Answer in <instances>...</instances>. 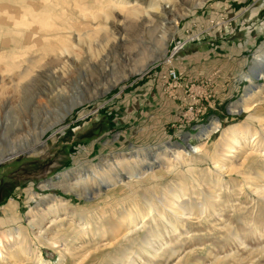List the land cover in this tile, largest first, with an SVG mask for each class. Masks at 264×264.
<instances>
[{
  "label": "rangeland",
  "instance_id": "374dc122",
  "mask_svg": "<svg viewBox=\"0 0 264 264\" xmlns=\"http://www.w3.org/2000/svg\"><path fill=\"white\" fill-rule=\"evenodd\" d=\"M174 1L175 14L188 12L177 21L163 58L154 52L159 35L127 33L126 47L109 49L107 70L68 66L69 73L57 80L46 59L25 86L15 89L16 74L26 65L22 55L39 53L35 36L60 21L65 3L0 0V145L12 142L13 135L35 134L73 103L41 146L0 164L5 186L0 236L20 227L43 264H264V72L251 85L244 81L264 51V0H202L198 7L192 6L197 0ZM139 38L142 43L135 44ZM206 50L207 59L201 55ZM196 51L199 59H190ZM147 63L141 73L104 92L117 75ZM170 70L180 74L178 83L168 79ZM244 97L249 111L232 113L231 106ZM215 123L218 131L203 136ZM243 128L249 136L232 157H224L227 137ZM177 144L190 146L182 148L186 152L179 159L163 157L162 166L137 185L125 180L100 186L91 201L80 193L98 181L70 190L76 179H67L70 191L39 188L56 182L75 161L90 171L112 154H153ZM43 196L59 200L52 203L57 216L48 211L31 219L35 198ZM174 200L177 213L169 210ZM126 210L135 226L118 223ZM34 232L43 245L34 241ZM25 261L17 257L0 264H39L34 258Z\"/></svg>",
  "mask_w": 264,
  "mask_h": 264
},
{
  "label": "bare ground",
  "instance_id": "6f19581e",
  "mask_svg": "<svg viewBox=\"0 0 264 264\" xmlns=\"http://www.w3.org/2000/svg\"><path fill=\"white\" fill-rule=\"evenodd\" d=\"M191 1L192 0H184V2L187 3ZM39 2L41 3V0H39ZM64 3V12L57 16L56 19H60V21L54 25L47 24L43 26L42 28L45 32L43 31V34L40 35L38 33L37 36H35L39 46V53L27 52L22 55V57L26 56L24 60L26 65L21 67L22 69L16 74L17 83L13 88L16 89L22 85L25 86L28 80L32 79V73L35 75L38 73L37 70L43 68L45 63L44 60L46 59L48 61L47 68L49 69V74L57 80L64 78L69 73L68 66H72L74 69L78 70L83 66L91 68L98 65L99 67H103V71L107 70L106 67L109 65L104 59L108 56L109 49L117 44L126 47L128 44L127 33L132 34L134 37L139 36V34L143 37L159 35L158 39L160 41L155 42L154 52L159 51L160 56L158 59H161L165 55L169 37H171L176 29L177 21L181 17L186 16L188 12L187 8H183L181 10L184 12L175 14L174 0H64ZM179 3V5H183V0H180ZM195 3L192 4L193 7L201 6L202 0H197ZM38 5L40 4H37L36 7ZM32 15H36L35 9ZM41 26L42 25L38 23L37 27ZM141 39L150 40L149 38ZM22 41L25 43L28 42ZM134 42L135 44L142 43L140 38L135 39ZM29 54L32 56L28 58ZM141 58L144 60V58H147V55L145 54L144 57L141 56L140 59ZM256 58L258 62H256L253 68L254 71H251L248 78H244V81L247 82L248 85H251L252 79H258L263 75L262 72H264V51H260ZM9 62L11 61L9 60L8 63ZM148 65L149 63L135 71L127 70L123 73L121 71L122 74L117 75L114 81H112V79L111 84L108 85L104 92H108L111 88L127 80L129 77L141 73ZM63 82L64 80H62L61 83ZM246 92H250V89H247ZM245 98L247 97L242 98L231 106L232 113H239L243 110L249 111L246 107ZM3 104H8L7 100H5ZM74 104V106H77L78 100H75ZM71 105L66 107L59 116L43 125L35 134L29 137L25 136L27 132H24V134L20 133V135L17 134V136L13 135L12 142H7L5 146L0 145V164L4 163L16 153L30 152L41 146V139L49 131L59 126L67 115L70 114L73 109V105ZM218 129L219 126L216 123L211 124L207 131L202 132L203 136L206 137L209 132L218 131ZM229 129L230 132L234 128L229 127ZM250 132L251 131L247 128L233 131L231 136L226 139L228 144L224 157H232V155L236 153L235 149L237 144L239 145L240 140L249 136ZM177 145V148L169 145L166 149L163 148L160 150L159 153L154 152L153 154L149 151L143 154L138 150L132 151L130 154L125 153V156L129 155L128 157H118V153L112 154L108 157H103L97 166L92 167L90 171L86 168L82 169V165L79 163V165H76L77 162L75 161L74 167L56 176V182L45 181L39 188L42 190L51 188H62L63 190H67L68 184L65 183L67 179L71 178L76 180L70 184V190L71 187L76 188L81 184L86 185L91 181H98L96 182L98 184L97 186H91L94 189L83 188L80 193L85 201H91L94 200V198L91 197V193L95 192L100 186L107 188L114 187V185L122 184L125 180L128 183L134 182L137 185L143 181L154 168L161 165L163 157L165 158L167 155H170V157L179 159L183 152H186L182 150V147L185 150H187V147H181L179 144ZM179 147H181V149H179ZM192 150L194 153H197L200 147H193ZM121 154L124 153H120V155ZM222 163L224 162L222 161ZM81 176H84V178H81ZM70 190L68 188V191ZM35 199L31 198V200H35L36 202V205L29 211L31 219L37 218V215L46 214L48 211H51L53 218L57 216V210H55L52 204L57 199L55 200V198H49L48 196ZM174 199H178V196H174ZM170 204L171 209L169 210H172L173 213L180 211L178 210L175 200ZM125 217H128L127 221ZM132 217L129 211L126 210L117 220L122 227H125L128 222H131V224L135 226L136 224H134L135 222ZM31 221L33 220H30V222ZM33 235L35 236L34 241H37L40 245L44 244L41 243L42 238H37L41 236L39 232H34ZM103 236V234L100 235V238ZM31 241L32 239L29 242L26 240V237L22 235L20 227L13 228L11 231L9 230L5 235L0 236V260L10 259L14 263L17 257H24L26 259L25 262H29V260L34 258L37 263L43 264L39 255L36 256L35 252L31 250ZM48 245L53 246V243L50 241ZM4 248H8L9 250L7 251Z\"/></svg>",
  "mask_w": 264,
  "mask_h": 264
},
{
  "label": "built area",
  "instance_id": "2783aa9c",
  "mask_svg": "<svg viewBox=\"0 0 264 264\" xmlns=\"http://www.w3.org/2000/svg\"><path fill=\"white\" fill-rule=\"evenodd\" d=\"M168 79L172 82V83H178V81H179V76H180V74L179 73H177L176 71H174V70H170L169 72H168ZM206 108L207 107H202L201 109L202 110H206Z\"/></svg>",
  "mask_w": 264,
  "mask_h": 264
},
{
  "label": "crops",
  "instance_id": "0c3cea01",
  "mask_svg": "<svg viewBox=\"0 0 264 264\" xmlns=\"http://www.w3.org/2000/svg\"><path fill=\"white\" fill-rule=\"evenodd\" d=\"M201 53H202V52H201ZM204 53H205V54H201V55H205V56H206V59H207V50L204 51ZM198 54H199V53H198L197 51H196V52H192L188 57L191 59L192 56H193V57H195V56L197 57V56H198L197 59H199V56H201V55H198ZM206 59H205V60H206ZM204 62H205V61H204ZM203 69L206 70L207 68L204 67ZM212 117H213V116H212ZM206 120H207V119H206ZM203 122H204V121H203ZM205 122H206V121H205ZM191 131H193V130H190V132H191ZM179 132H180V131H179Z\"/></svg>",
  "mask_w": 264,
  "mask_h": 264
},
{
  "label": "flooded vegetation",
  "instance_id": "af4514ba",
  "mask_svg": "<svg viewBox=\"0 0 264 264\" xmlns=\"http://www.w3.org/2000/svg\"><path fill=\"white\" fill-rule=\"evenodd\" d=\"M24 166H34V164H27V165H20V167L22 168V167H24ZM31 181H34V179H31ZM3 190H5V186L2 184V183H0V199H1V197H2V194H3Z\"/></svg>",
  "mask_w": 264,
  "mask_h": 264
},
{
  "label": "water",
  "instance_id": "95a60500",
  "mask_svg": "<svg viewBox=\"0 0 264 264\" xmlns=\"http://www.w3.org/2000/svg\"><path fill=\"white\" fill-rule=\"evenodd\" d=\"M179 146H181V147H182V145H180V144H179ZM185 147H187V148H188V147H189V145H188V144H186V145H185ZM182 148H183V147H182Z\"/></svg>",
  "mask_w": 264,
  "mask_h": 264
}]
</instances>
